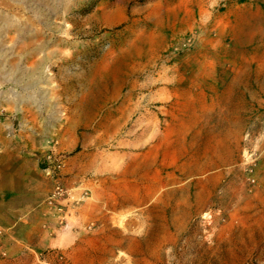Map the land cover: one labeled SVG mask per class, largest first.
<instances>
[{
  "label": "rangeland",
  "instance_id": "374dc122",
  "mask_svg": "<svg viewBox=\"0 0 264 264\" xmlns=\"http://www.w3.org/2000/svg\"><path fill=\"white\" fill-rule=\"evenodd\" d=\"M94 102L96 191L50 171L67 193L36 227L59 245L0 264H264V0H0V136L44 139L53 110Z\"/></svg>",
  "mask_w": 264,
  "mask_h": 264
},
{
  "label": "crops",
  "instance_id": "0c3cea01",
  "mask_svg": "<svg viewBox=\"0 0 264 264\" xmlns=\"http://www.w3.org/2000/svg\"><path fill=\"white\" fill-rule=\"evenodd\" d=\"M156 72L157 76L152 75L149 78L150 89L144 95L150 110L155 107L160 109L161 101L166 97L163 93L164 86L161 85V70ZM109 107L110 112L117 110L115 105ZM62 109L53 110L54 115L43 122L46 130L44 139L17 140L0 136V228L4 231L0 236V250L19 247L21 242L39 247L59 245L58 239H49L36 227L38 223L52 216L46 200L53 190L54 179L50 171L58 154L65 156L62 168L63 179L68 187L74 189V197L82 192L81 188L84 186L96 191L95 183H86L84 178L88 174L101 175L102 162L94 154L80 149L86 137V132L82 130L86 127V123H93L94 120L87 121V117L80 114L100 113L102 104L79 103L67 105L64 110ZM61 112H69L72 116L63 120L55 115ZM114 121L117 122V118ZM151 123H154L153 127L156 126L159 133L156 145L157 159L154 161L159 165L161 164L160 122L158 119L156 121L153 119ZM81 204L100 203L86 200ZM81 210L82 206L69 207L67 216L80 224ZM69 224H73V221L71 220ZM19 226H25L27 229L28 235L25 240L20 241L15 236ZM12 238L17 242H12Z\"/></svg>",
  "mask_w": 264,
  "mask_h": 264
},
{
  "label": "built area",
  "instance_id": "2783aa9c",
  "mask_svg": "<svg viewBox=\"0 0 264 264\" xmlns=\"http://www.w3.org/2000/svg\"><path fill=\"white\" fill-rule=\"evenodd\" d=\"M64 163V159L63 156H59L55 159V161L53 162V165L51 167V172L52 173H56L59 171V169L62 168ZM67 193V189L62 187L60 184H57L55 189L51 192L50 196H49V202L50 204H58V202L64 198V194Z\"/></svg>",
  "mask_w": 264,
  "mask_h": 264
}]
</instances>
